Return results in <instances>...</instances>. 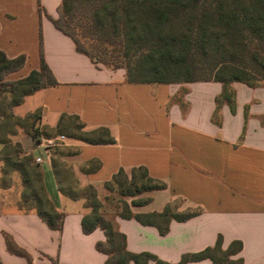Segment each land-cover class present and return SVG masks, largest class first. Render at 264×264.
I'll use <instances>...</instances> for the list:
<instances>
[{"label":"crops","instance_id":"0c3cea01","mask_svg":"<svg viewBox=\"0 0 264 264\" xmlns=\"http://www.w3.org/2000/svg\"><path fill=\"white\" fill-rule=\"evenodd\" d=\"M61 1L40 0L44 9L40 15L37 0H0V49L10 58L26 55L25 65L10 75L22 77L40 68L41 30L44 59L58 81L25 96L26 108L14 113L24 116L40 109V123L51 127L63 113L77 114L88 127L110 129L115 143L69 138L68 145L78 150L73 166L81 185L92 183L102 190L121 167L145 166L167 186L149 191L151 202L132 206L134 212L161 211L168 203L179 211L200 210L186 220H171L166 234L135 218L115 215L130 251H149L177 262L184 253L213 245L221 235L224 247L233 240L242 242L238 255L244 264H264V83L252 87L235 81V112L223 104L218 125L212 115L222 90L219 81L128 82L125 68L93 62L53 24L49 16L58 17ZM14 139L37 153L30 135ZM50 157L41 165L46 190L65 213L62 229L50 228L34 212L19 211L13 188L0 186V259L3 264L27 263L25 257L8 251L7 232L31 254L34 264H103L106 254L96 242L105 240V234L100 228L83 231L87 208L83 200L59 191ZM90 159L100 161L99 169L81 172L83 162ZM156 200L158 207H152ZM187 264L214 263L207 258Z\"/></svg>","mask_w":264,"mask_h":264},{"label":"trees","instance_id":"16d2710c","mask_svg":"<svg viewBox=\"0 0 264 264\" xmlns=\"http://www.w3.org/2000/svg\"><path fill=\"white\" fill-rule=\"evenodd\" d=\"M37 5L42 15L40 0ZM49 17L73 39L76 49L93 62L125 68L130 83L219 81L222 90L216 96L212 115L218 125L223 104L235 112V81L252 87L264 83V0H62L58 17ZM39 53V69L17 79H6L25 65L26 55L10 58L0 49V89L9 94L0 99V185L3 189L12 188L16 183L14 177H18L19 211L34 212L50 228L61 230L65 213L56 208L46 190L41 163L14 137L19 132L32 138L65 132L71 139L94 144L115 143L116 139L108 127H88L77 114L63 113L56 126L51 127L40 123V109L24 116L14 113V107L25 96L58 84L44 59L41 30ZM65 149L50 152L51 167L59 191L72 200H83L87 208L81 221L83 231L103 230L105 240L96 242V248L106 254L103 264H148L150 260L156 264H187L207 258L214 264H244L238 255L242 242L233 240L224 247L221 235L213 245L184 253L177 262L165 261L149 251H130L126 234L119 230L114 217L107 216L97 188L92 183L81 185L74 166L63 158L77 154L78 150ZM100 165L99 160L90 159L83 162L80 170L89 173ZM166 186L163 180L152 177L145 166L129 170L121 167L103 183L109 192L134 197L130 202L118 200L115 215L153 225L161 234L169 231L171 220L183 221L200 212L179 211L174 203H168L161 211L132 210V206L152 200L150 196L138 195ZM108 199L105 196L104 200ZM4 237L11 253L25 257L26 264H34L31 254L9 233L4 232Z\"/></svg>","mask_w":264,"mask_h":264},{"label":"rangeland","instance_id":"374dc122","mask_svg":"<svg viewBox=\"0 0 264 264\" xmlns=\"http://www.w3.org/2000/svg\"><path fill=\"white\" fill-rule=\"evenodd\" d=\"M13 75H10L8 74L6 76V79H17V78H20L18 77V75H14L15 77H12ZM17 76V77H16ZM3 96H9L8 92L6 90H1L0 89V99L3 97ZM23 103V102H22ZM19 104L17 106L14 107V112L16 113H21L24 111V109L26 108L25 105L23 104L22 105ZM54 133V132H53ZM19 134H25L23 132H19ZM60 134H64L67 136V134L65 132H61ZM55 135V133L53 134ZM56 136V135H55ZM68 137V136H67ZM70 142V139L68 137V139L61 145H58L56 146L54 149H52L51 151L54 152L56 150H67L65 148H71L70 150L73 152L75 151V147H71L68 145V143ZM65 160H67L68 162H70L72 165H73V160H74V155H71V156H64L63 157ZM14 180H15V185L12 187L14 192H15V197H16V200L18 201L19 197H20V194H21V186L19 185L18 181H19V178L18 177H14ZM1 186V185H0ZM148 192H144L140 195H138L137 197H145V196H148L147 195ZM98 195H99V198L104 201V206H105V209L107 210V216L110 217V218H113L114 215H115V212H117L119 209H118V203L117 201L120 200V199H125L127 200L128 202H130L134 197L132 196H128V195H121L118 191H112V192H109L108 190H106L104 187L102 190H98ZM105 196H108V200H104ZM159 205V202L156 200L154 203H152V207H158ZM10 207H15V206H10ZM16 207H18L16 205ZM9 251V250H8ZM10 252V251H9Z\"/></svg>","mask_w":264,"mask_h":264},{"label":"built area","instance_id":"2783aa9c","mask_svg":"<svg viewBox=\"0 0 264 264\" xmlns=\"http://www.w3.org/2000/svg\"><path fill=\"white\" fill-rule=\"evenodd\" d=\"M68 137L64 134H58L51 137L33 138L34 148H37V153L34 154L36 162L43 163L50 156L51 150L63 144Z\"/></svg>","mask_w":264,"mask_h":264}]
</instances>
